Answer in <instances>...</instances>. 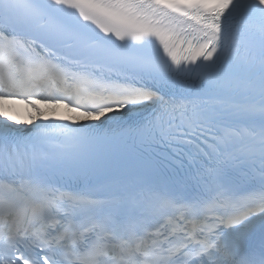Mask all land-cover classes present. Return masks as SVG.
<instances>
[{"label":"snow or ice","instance_id":"snow-or-ice-1","mask_svg":"<svg viewBox=\"0 0 264 264\" xmlns=\"http://www.w3.org/2000/svg\"><path fill=\"white\" fill-rule=\"evenodd\" d=\"M0 264H264V0H0Z\"/></svg>","mask_w":264,"mask_h":264},{"label":"bare ground","instance_id":"bare-ground-1","mask_svg":"<svg viewBox=\"0 0 264 264\" xmlns=\"http://www.w3.org/2000/svg\"><path fill=\"white\" fill-rule=\"evenodd\" d=\"M10 107V106H9ZM30 111V109H26L24 110V112L22 113V115L19 117L16 114L12 113V110L10 109V114L16 116L17 118L21 119V120H26L28 118V112Z\"/></svg>","mask_w":264,"mask_h":264}]
</instances>
